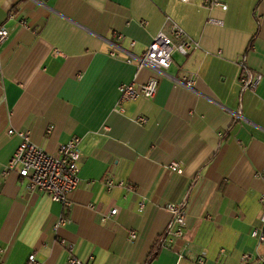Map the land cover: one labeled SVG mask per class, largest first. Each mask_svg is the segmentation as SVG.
Masks as SVG:
<instances>
[{
  "label": "crops",
  "instance_id": "obj_1",
  "mask_svg": "<svg viewBox=\"0 0 264 264\" xmlns=\"http://www.w3.org/2000/svg\"><path fill=\"white\" fill-rule=\"evenodd\" d=\"M218 1L225 7L0 0V28L9 31L0 46V264H29L30 255L39 264L71 256L87 264L264 262L251 237L264 212V0ZM173 25L198 48L173 53L163 75L139 68L134 59L159 32L172 38ZM241 61L259 79L254 92L240 94ZM187 75L192 90L182 85ZM150 78L159 80L155 97L125 101L117 113L118 87L139 89ZM11 130L28 131L50 155L80 139L68 211L15 171L5 174L20 144ZM181 201L183 235L157 249L171 219L164 205ZM60 215L67 221L55 230Z\"/></svg>",
  "mask_w": 264,
  "mask_h": 264
},
{
  "label": "built area",
  "instance_id": "obj_2",
  "mask_svg": "<svg viewBox=\"0 0 264 264\" xmlns=\"http://www.w3.org/2000/svg\"><path fill=\"white\" fill-rule=\"evenodd\" d=\"M183 3H188L190 0H180ZM208 8H224L225 5L218 0H205ZM214 24H221L218 21L211 20ZM25 26V22L21 21ZM172 38L167 37L164 33L159 32L149 43L144 54L135 58L137 66L147 67L156 75H163L164 71L169 68L171 64V57L173 53L177 52L182 56L188 55L198 45L193 40L187 39L184 32L177 26L173 25L171 30ZM9 31L5 27L0 28V46L7 40ZM111 56H115L112 53ZM129 57L133 58L129 55ZM1 74V70H0ZM258 77L255 76L247 67L244 61L239 63L238 83L240 94L245 92H254L258 85ZM195 83L194 75H187L184 78L182 85L192 90ZM159 80L157 78H150L139 89H136L133 84H122L118 87L119 101L116 109L117 113H122L121 104L125 101H136L139 98L153 99L158 91ZM144 117H137L134 123L142 127L146 124ZM16 134L20 139V144L9 160L5 174L9 171H15L20 179L27 180L28 189L30 191H37L48 195V197L55 203L59 204L64 211L71 208L70 194L78 187L80 183L79 178V161L81 152L79 149L80 139L76 136L70 137L65 143H62L56 155L46 153L42 148L33 144L30 141L28 131H9V134ZM168 168L177 173L182 174L183 171L179 163H170ZM111 179L105 180L107 190L113 187ZM262 200V199H261ZM187 205L184 201L169 202L164 205L170 215L171 219L166 226L163 233L157 241V247L168 248L172 242L182 237L185 228V219L187 216ZM143 205H139L141 210ZM116 209H112L108 215L103 216V220L112 217L116 214ZM260 226L255 227L251 231V237L257 242V245L264 248V212L260 215ZM67 218L63 215L58 217L54 225L57 230L64 226ZM134 238V234L129 233V240ZM246 255L242 256V261L246 260ZM29 264H39L34 255H30L27 259ZM200 263V261H199ZM66 264H87L81 260L71 256L68 258ZM259 264L264 262L259 261Z\"/></svg>",
  "mask_w": 264,
  "mask_h": 264
},
{
  "label": "trees",
  "instance_id": "obj_3",
  "mask_svg": "<svg viewBox=\"0 0 264 264\" xmlns=\"http://www.w3.org/2000/svg\"><path fill=\"white\" fill-rule=\"evenodd\" d=\"M158 249V248H157Z\"/></svg>",
  "mask_w": 264,
  "mask_h": 264
}]
</instances>
